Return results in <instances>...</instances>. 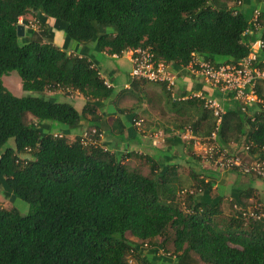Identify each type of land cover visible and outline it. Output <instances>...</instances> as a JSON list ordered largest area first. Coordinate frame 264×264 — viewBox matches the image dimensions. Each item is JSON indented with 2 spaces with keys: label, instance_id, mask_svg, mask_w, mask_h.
Instances as JSON below:
<instances>
[{
  "label": "trees",
  "instance_id": "1",
  "mask_svg": "<svg viewBox=\"0 0 264 264\" xmlns=\"http://www.w3.org/2000/svg\"><path fill=\"white\" fill-rule=\"evenodd\" d=\"M30 11L51 39L49 18L68 40L94 41L120 56L147 47L155 59L181 67L195 57L238 62L256 40V30L247 33L248 13L212 0H0V182L32 205L27 215L0 206V264H159L146 249L167 251L170 241L177 264H264V221L243 218L239 204L235 214L217 219L220 199L211 203L210 181L196 178L184 191L175 164L160 172L152 164L145 174L97 142L70 141L46 129L44 121L76 126L87 113L100 117L101 100L136 93L140 79L117 93L88 56L69 53L38 32H26L21 42L17 26ZM259 19L264 28V10ZM12 70L28 93L79 91L87 98L83 111L46 96L15 95L2 79ZM258 93L264 97V81ZM191 104L201 108L195 126L210 116L209 136L213 112L194 98L180 114L190 116ZM225 107L221 144L242 146L251 161L263 158L264 108L251 106V117L235 102ZM27 113L38 123L27 122ZM10 138L15 145H8Z\"/></svg>",
  "mask_w": 264,
  "mask_h": 264
},
{
  "label": "crops",
  "instance_id": "2",
  "mask_svg": "<svg viewBox=\"0 0 264 264\" xmlns=\"http://www.w3.org/2000/svg\"><path fill=\"white\" fill-rule=\"evenodd\" d=\"M212 2L217 6L236 8L239 11L248 13L251 17L254 16L256 10L260 11V13L264 10V0H212ZM33 12L36 15V12ZM28 17V15H25L20 18V21L25 23ZM35 17L39 28L37 29L33 25L28 26L26 22L24 24L25 34L28 32V34L30 33L29 36L33 37L34 32H38L45 40H51L56 45L66 48L69 53L88 56L99 69L101 76L114 87L117 93L123 88H130L132 61L128 52L121 56L109 54L98 49L94 41L75 42V40H68L65 30L56 27L54 19L49 18L46 20V25L53 33V38L51 39L45 35L44 27H42L37 16ZM255 33L256 39L263 38L264 28L257 29ZM261 56H264V50L261 51ZM223 60L226 61V59ZM172 67L178 73L176 92L179 96L193 91H203L207 95L222 98V92L210 87L200 76L192 74L187 68L181 66L172 64ZM162 85L167 90L166 86ZM42 95L58 101L70 102L80 112L83 111L87 102V98L75 90L56 88L46 90ZM124 95L130 94L126 93ZM124 95H118L116 98L113 95L109 99L101 100L97 109V114L100 117H93V115L87 113L83 123L79 125L68 126L55 121H44L42 123L46 129L54 133L64 134L67 138L73 137L72 140L77 136L81 137L84 132L96 127V129L100 130V135L94 136L97 143L122 157L124 163L129 165L131 163L133 167L135 166L134 161L136 158L140 159V163L147 164L149 170H151L152 164H156L158 168L156 171L159 172L169 164L178 165L183 160L191 162L189 156L178 153L181 145L184 146L186 143L184 140L186 136L191 137L190 130L187 128L185 134H182V129L178 127L179 122L175 121L181 115L179 108L185 106V102L177 104L173 107L174 111L168 112V114H174L175 117L165 116L163 111L160 113L155 111V114H151V111H145V115L139 117L138 120H136V117L130 120L131 111L122 113L120 110L122 107L117 105ZM146 104L144 103L143 109L146 108ZM121 120L124 121L125 125L123 131L120 129ZM32 122L38 123L37 118H32ZM192 135L193 137L199 136L194 133ZM157 136L160 137V141L155 142L154 138ZM192 161L196 163L195 160ZM203 162L202 166L200 161L199 165L196 164L195 172L194 174L192 173L193 184L196 183V178H203L205 181L211 182V191L208 197L211 203H215L220 199L218 215H221V218L235 214V204L243 206L252 201L264 204V188L252 185V181L257 178L238 170L220 169L209 161ZM230 185L231 189H228ZM203 192L204 190L200 189L198 195L203 194ZM146 252L149 259L155 262L156 254H152V249H146ZM161 262L170 264L163 260L158 263L162 264ZM174 264L177 263L175 262Z\"/></svg>",
  "mask_w": 264,
  "mask_h": 264
},
{
  "label": "built area",
  "instance_id": "3",
  "mask_svg": "<svg viewBox=\"0 0 264 264\" xmlns=\"http://www.w3.org/2000/svg\"><path fill=\"white\" fill-rule=\"evenodd\" d=\"M259 18L260 11L256 10L247 33L262 27ZM262 50H264V39L258 38L250 44V53L238 62L215 63L210 59L195 57L188 65L182 66L192 74L200 76L210 87L222 92V98L207 95L203 91H193L179 96L176 92L178 73L173 69V63L155 59L153 52L147 47L131 48L126 52L130 54L132 61V79L164 84L174 99L197 98L213 112L215 127L209 136L193 137L191 131V138H194L198 148L203 150L206 160L212 161L219 168L238 170L250 176L264 178V157L259 160L245 161L248 153L242 156L234 146H225L218 139V132L226 114V101L237 103L239 109L249 113L251 117H254V114L249 111L251 106L258 104L264 108V97L258 93V85L264 81ZM106 84L111 86L108 81ZM97 134H99L97 129L86 131L80 137V141L82 144L96 143L94 136ZM59 135L62 136V134ZM237 208L241 211L242 217L247 220L264 221V205L247 208L237 206ZM130 263L138 264L133 259H130Z\"/></svg>",
  "mask_w": 264,
  "mask_h": 264
},
{
  "label": "rangeland",
  "instance_id": "4",
  "mask_svg": "<svg viewBox=\"0 0 264 264\" xmlns=\"http://www.w3.org/2000/svg\"><path fill=\"white\" fill-rule=\"evenodd\" d=\"M29 17L26 19L27 25H33L37 29L38 27V22L35 21L36 15L34 14L33 11H30L27 14ZM29 20V22H28ZM21 22V21H20ZM25 22V23H26ZM23 23V22H21ZM23 23V24H25ZM27 35H29L27 33ZM23 36L20 37V41L23 42ZM75 42H78L75 40ZM224 59V58H221ZM2 79L4 84L10 89L15 95L22 96L26 94H36L43 96L41 92H27L24 90L23 85H22V80L19 72L17 70H12L9 73L3 74ZM139 86L135 88L137 91L136 93H132L130 95H124L123 98H121L117 105H119L122 108L127 109L126 111H131L134 112L135 117L137 118L136 120L139 119V117L145 115V111H151V114H155V111L160 113L164 112L165 116H174V114H168V112H171L173 110V107L175 105L172 104L171 96L169 91H167L162 84L157 83V82H151V81H143V80H138ZM189 100V99H187ZM186 100H178V103H183ZM144 103H147L145 106L146 108L143 109ZM174 111V110H173ZM191 115H180L178 118L175 120L178 123V126H182V134H185L186 129L188 128L190 132L192 131L196 133V135L199 136H208V133L210 131V116L203 119L201 124H198L195 126V122L199 119V116L201 115V108L198 105H192L191 104ZM32 118H36L33 114L27 113L26 120L27 122H32ZM168 118V117H167ZM96 129V128H95ZM160 137L157 136L155 137V142L160 141ZM69 140H72L73 137H68ZM185 144L184 146L181 145V148L178 149V153L181 155L183 154L184 156H189L191 158L190 161L183 160L182 163L178 164L176 167V180L182 185L184 191L187 189L193 188V176L192 173H194V169H196L197 165H199V161L201 162V166L204 163L203 161H210L206 160L207 158L204 156L203 150L198 148V145L196 144V140L191 139V137L186 136ZM8 145H15V139L10 138L8 141ZM236 150L239 151L242 156H246L247 151H245L242 146L236 147ZM245 154V155H244ZM247 158V157H245ZM195 160L196 163H194ZM251 160V156L245 161ZM135 166L137 169L142 171L145 174H150V170L148 168V165L140 163V159L136 158L135 161ZM212 165H215L212 161H210ZM130 166L133 167V165L130 163ZM219 168V167H218ZM223 169V168H220ZM226 170V169H225ZM257 178L256 180L252 181L253 186H261L264 188V178L260 177H255ZM7 184L1 183L0 182V206L7 208V209H17L21 214L27 215L32 212V205L26 201L25 199H22L21 197H18L12 193V191L6 187ZM228 189H231V185L228 187ZM184 195V193H182ZM259 202H249L248 204H245L243 206L247 207H253L257 206ZM221 215H217L216 218L218 219ZM166 250L169 251H161V252H153L152 254H156L155 262H160L163 260L164 262H169L170 264H174L176 262V257L172 254L174 252V245L172 241L168 242L166 246ZM171 253V254H170ZM162 263V262H161ZM163 264V263H162Z\"/></svg>",
  "mask_w": 264,
  "mask_h": 264
},
{
  "label": "water",
  "instance_id": "5",
  "mask_svg": "<svg viewBox=\"0 0 264 264\" xmlns=\"http://www.w3.org/2000/svg\"><path fill=\"white\" fill-rule=\"evenodd\" d=\"M17 33L19 36H24L25 35V25L23 23H19L17 26Z\"/></svg>",
  "mask_w": 264,
  "mask_h": 264
},
{
  "label": "bare ground",
  "instance_id": "6",
  "mask_svg": "<svg viewBox=\"0 0 264 264\" xmlns=\"http://www.w3.org/2000/svg\"><path fill=\"white\" fill-rule=\"evenodd\" d=\"M26 22V21H25Z\"/></svg>",
  "mask_w": 264,
  "mask_h": 264
}]
</instances>
